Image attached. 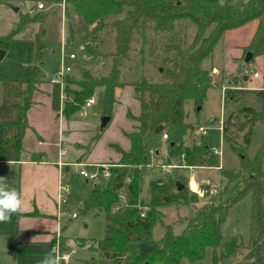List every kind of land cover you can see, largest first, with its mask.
<instances>
[{
	"label": "trees",
	"instance_id": "trees-1",
	"mask_svg": "<svg viewBox=\"0 0 264 264\" xmlns=\"http://www.w3.org/2000/svg\"><path fill=\"white\" fill-rule=\"evenodd\" d=\"M234 1L225 0L222 7L219 0H54L56 4L64 3L65 16L71 22L70 40L78 34L74 29L75 17L91 27L96 38L95 45L99 43L102 31L110 29L115 34V50L109 54L112 64L107 76L97 77L88 71L80 73L79 80H74L75 89L69 88V76L66 77L65 115L80 111L96 90L103 88V114L112 117L117 104L116 89L127 85L121 81L123 61L132 62L136 56L140 57L141 63L148 61L157 66L162 75V80L158 82L143 78L131 84L141 111L138 117L128 112V117L138 124L136 131L127 135L131 142L130 150L126 152L117 148L121 154L120 167L110 168V178L94 185L92 197L83 203V213L91 209L98 213H110L122 204L120 195L126 187L133 198H139L141 167L150 155L147 134L163 136L164 132L167 133L169 161L180 162L184 155L188 166H219L220 159L210 146L187 143L186 138L194 131V126L185 121V105L192 101L196 110L202 109L212 86L210 72L203 69L202 63L212 55L224 33L257 20L258 29L246 53L251 52L253 58L264 55V0H248L246 4H235ZM47 20L45 12L34 17L22 14L13 30L0 36V49L9 51L30 24H39L32 41L31 73L24 80L29 87L20 92L23 129L37 91L31 85L36 82V77L42 81L44 76L40 62L47 50ZM189 21L196 26V33L192 43L187 45ZM137 44H140L139 48L135 46ZM92 45L86 43L84 52L94 58ZM247 93L244 90H227L226 102ZM259 95L263 100L262 92L259 91ZM240 117L245 120L239 124L240 129L248 127L242 137V146L237 144L234 134L228 135L229 128L234 127L232 121ZM258 122H264V108L245 107L231 113L224 121L223 140L240 158L242 172L246 174L242 187L230 200L222 199L223 192L214 194L215 200L196 208V215L179 235L168 229L159 241H155L154 224L161 214L158 209L170 201L172 189L177 190L175 198L185 204L189 191L186 179L180 182L185 186L181 191L172 179L166 186L155 184L152 186L148 219L141 218L135 208L127 213L125 231L114 229L109 238L77 241L81 247L90 245L98 253V258L85 264H181L183 260L194 263L204 261L209 249L212 250V257L208 264H224L225 260L239 256L245 264H264V141L254 158L251 159L247 153ZM221 173L230 182L238 177L223 169ZM249 194L252 196V208L248 245L240 238L223 242V226L230 209ZM167 198L168 202L165 201ZM141 244L150 245L153 249L143 254L140 252ZM60 251H65L64 240L60 243Z\"/></svg>",
	"mask_w": 264,
	"mask_h": 264
},
{
	"label": "rangeland",
	"instance_id": "rangeland-1",
	"mask_svg": "<svg viewBox=\"0 0 264 264\" xmlns=\"http://www.w3.org/2000/svg\"><path fill=\"white\" fill-rule=\"evenodd\" d=\"M52 1V2H51ZM4 0L0 2V36L10 33L15 23L20 20L22 14H27L30 17H34L42 12L29 13L28 11L35 8L39 2H43L48 11L47 20V34L45 38V45L47 46L46 53L44 54L40 66L44 72L42 81L39 77L34 80L31 86L36 88V92L33 95V102L38 98H45V96L37 95L41 84L44 79H49L51 75L58 70L62 64L71 68V73L68 75L69 88L75 89L77 86L74 84V80H79V74L81 69H85L94 76H107L111 70V58L109 54L115 50V34L112 30L107 29L101 32V38L99 43L95 45L96 38L92 34V29L84 22L79 21L75 17V32L78 33L70 40V26L65 12L63 14V25L60 16L59 8L57 11L51 10L54 0ZM16 9H20L16 12ZM39 29V24H30L26 31L21 34L18 41L14 44V47L10 48L4 59L0 60V143L4 142V137L9 130L2 128L1 125L7 122H19L20 112L13 110L12 105L17 104L18 99L14 98V93L17 89L22 91L29 87L26 80L31 73L32 65V52H33V39L35 33ZM187 45H190L194 39L196 33V26L192 22H187ZM24 35H26L24 37ZM93 44L94 46V58L89 57L84 52V45ZM158 43L157 45H159ZM137 48L140 44L135 45ZM75 55L74 59L70 56ZM209 60L207 59L203 63V68L207 66ZM122 77L121 81L124 83H133L143 78L149 81L158 82L162 80L161 72L158 71V67L151 65L150 63H141V58L136 56V59L132 62L123 61L121 66ZM33 81V80H32ZM66 83V82H65ZM43 88V87H42ZM41 92V91H40ZM95 103L92 108H83L77 112L78 116H83L84 113L89 114L87 119H92L94 114L98 115L96 124L101 130V113L104 111V97L103 88H98L94 94ZM72 99V96H71ZM49 105L47 104L46 114L49 116L50 110L58 111L61 103V92L59 85L52 86V93L49 99ZM234 101V102H233ZM233 101L227 100L222 95L221 88L219 86H211L209 88L208 96L204 101L202 109L196 110L194 103L189 101L185 105L186 118H190L194 125H204L208 129V136H204L205 140L211 139V144L214 147L223 145V155L220 159V164L224 171L229 172L230 175H237L233 181H228L227 177L223 176L218 170H212L218 167H200V166H188L185 162L176 163L185 164L188 167H197L201 169V173L207 174L208 177V194L209 189L213 188L217 190L216 193L223 192L222 199L230 200L236 191L242 187V180L246 177V174L242 172L240 158L234 153L229 144L221 139L222 134L219 131L220 123L218 120L224 115V121L227 120L229 115L233 112L237 113L245 107H251V96L247 94L237 95ZM121 115V114H120ZM117 116V120L122 121L121 116ZM133 115V114H132ZM125 118V116H124ZM129 118V117H128ZM133 120V119H132ZM245 120L240 119L232 121L234 127L229 128L228 135L236 136L237 144H243L242 137L247 132L248 127L240 129L239 124L244 123ZM11 130V129H10ZM22 131V130H21ZM13 132V130H12ZM165 133V132H164ZM192 141H188L190 144L196 146H204L199 144V139L193 133L191 135ZM154 135L147 134L146 143L151 149H157L161 153H165V149L157 144H154ZM163 141V136L156 140V143ZM264 141V123L259 122L252 135L251 144L248 148V156L252 159L258 153L262 143ZM167 142V141H166ZM198 142V143H197ZM13 144V143H12ZM10 150L5 149V146L0 145V177H6L9 182V187L16 189L23 200V211H27L33 206L31 195L28 194L27 185L21 188L18 180L12 182L9 178L7 171H2L5 168H9L5 165L6 161L11 157H16V144ZM211 147V146H210ZM212 149V147H211ZM14 152V153H12ZM151 152L149 158L155 157L158 161L163 156L158 153ZM148 158L144 160L143 165L148 164ZM112 167H120L119 162L115 164H108ZM110 167V168H112ZM87 172H93L96 168H84ZM185 169V168H184ZM207 169V170H202ZM210 169L211 171H208ZM77 168L69 170L68 174H65L64 182L70 187V194L67 196L66 203L63 204L61 212L62 218L59 220L55 218L57 224L60 222V229L58 233L55 232L52 238L53 243L48 245L40 244H22L20 241L27 235L21 233L23 228L27 229L29 225L38 226L39 222H20L19 213L13 214L11 220L8 222L0 223V264H39L40 260L48 253L56 255L57 243H61L64 240V254L71 253V259L68 263L60 262V264H84L86 261H90L93 258H98V253L90 248V245L81 247L77 241L83 240H100L109 238L112 235L114 229L125 231L126 230V216L127 213L135 208L138 210L145 206L150 209V203L152 199V186L158 184L165 174L162 172H152L146 168L141 167V189L139 198H133L129 191L125 188L122 192L124 199L122 204L111 211L110 213L100 212L91 209L87 213H83V203L92 197L93 187L95 184L105 182L106 179L100 178L98 181H86L79 175ZM178 170L173 171L171 174L175 175V183L183 182L184 178L178 175ZM232 173V174H231ZM167 175V174H166ZM170 180V179H169ZM169 180L164 179L162 185H168ZM129 182V179L127 183ZM185 184V183H184ZM21 190V191H20ZM177 190L172 189L171 198L165 199L168 202L166 205L160 207V215L155 221L153 229V237L155 241H159L162 236L170 229L175 235H179L188 221L196 215V208L202 204L211 200L212 196L207 195L205 198H200L197 195L188 191L187 203L183 204L175 197ZM179 191V190H178ZM30 198V199H29ZM215 200V198H213ZM252 208V196L246 195L241 201L233 206L228 214L226 223L223 226V238L222 241L226 242L232 238H240L245 245H248L249 238V226L251 219ZM75 212L79 215L77 219H72L71 214ZM150 211L147 213L145 219L150 217ZM51 218V217H49ZM56 224V226H58ZM35 228V227H33ZM51 240V241H52ZM67 244V247H66ZM153 247L147 244L140 245V252L143 254L148 253ZM212 250L207 251V256L204 261L191 263L187 260H183L181 264H208L211 261ZM162 264V263H158ZM224 264H245L242 256L236 258H230L225 260Z\"/></svg>",
	"mask_w": 264,
	"mask_h": 264
},
{
	"label": "crops",
	"instance_id": "crops-1",
	"mask_svg": "<svg viewBox=\"0 0 264 264\" xmlns=\"http://www.w3.org/2000/svg\"><path fill=\"white\" fill-rule=\"evenodd\" d=\"M1 1L4 0H0V2ZM247 2L248 0L234 1L235 4H246ZM38 4L44 3L39 2ZM36 7L33 9H36ZM58 8L63 25L64 3H53V6H51V10L53 11H57L56 9ZM17 10L16 12L20 11V9ZM46 10L45 6V9L40 12L47 13L48 11ZM69 24H71V22H69ZM258 25L259 22L255 20L239 29L224 33L217 43L212 55L203 61L204 63L207 59L209 60L207 66L203 69L210 72L212 86H219L221 92L223 87L238 85L239 80L235 81V79L242 77V79H244V91L248 92L247 96H251V108L256 110L264 108V98L262 100L258 91V89L264 88V55L255 56L251 63H245V57L247 55V49L257 32ZM25 36L26 35H24V37ZM7 52L8 51H6V54ZM250 69L258 72L259 77L257 79H252V77L250 79V77H247L246 72ZM50 79L51 77L49 79L45 78L41 84L37 95L45 96V98L37 97L35 103H33L28 112L27 123L24 129L22 127L21 114H19V122H7L1 125L2 128L9 130V132L6 133L3 139L4 142H1L0 145L10 150L13 148L11 145L15 143L17 152L16 157H11L6 161L5 165H8L9 168H5L2 171H7L12 182L18 180L21 188L27 185V187H29L28 194L31 195L30 197L34 203L30 209L18 214L19 220L20 222H31L34 220L40 223L38 226L29 225L27 229L23 228L21 233L27 236L21 239L20 242L22 244H50L54 233L58 232V229H60L59 226H56L57 222L55 220V218L58 217L57 197L59 182L61 180L63 182L64 180L66 181V179L63 178L72 168L79 169L75 164H85V167L93 169L96 168V165H108L119 162L121 154L117 148L126 152L130 150L131 142L127 135L136 131L138 125L135 120L128 118V112L138 117L141 111L140 102L136 97L135 88L131 85L132 83H128L123 88H117V104L111 121L106 127V130L99 132V127L96 124V119L98 118L97 114H94L91 120L87 119L89 114L87 115L86 113H84L83 116H78L77 112L71 115H65L63 108L65 94L63 89L59 86L61 92L59 110H50L48 116L46 114L47 104L49 105L50 102L49 99L52 93V86L55 85L50 82ZM18 90L19 89L14 93V98L18 99V103L13 104L12 108L20 112L21 91ZM222 95L224 96L223 92ZM230 100L233 101L232 99ZM90 108H92V106ZM118 115H120L122 119L120 122L117 120ZM103 116L104 114L101 113L100 117ZM185 121L194 126V131L191 135L193 133L196 135V138L200 141L199 144L211 146L213 150L219 148L223 150L222 143L219 147H214L211 144V139H204V136H208V134L201 135L198 132L199 127L206 126H196L190 118H186ZM219 121L220 119L218 122ZM208 129L209 128H207V133ZM219 131L222 134L221 139H223L221 126L219 127ZM191 135L187 136V141H192ZM160 137L161 136L154 137V144L163 147L165 153L163 154L157 149L154 150L150 148V150L157 155L160 153V155L163 156L162 159H159L160 161L171 162L169 161L167 142L163 140L161 143L160 141L156 143V140L160 139ZM151 158L148 157V160L150 161ZM221 166L220 164L219 168L212 170H218L220 172V169L222 170ZM142 168L148 169L146 165H142ZM200 171L201 169L197 167H188L178 170V175H181L187 180L189 192L200 197L196 191L203 190L204 196L200 198L211 195L212 198L208 202H212L214 201L213 195L216 194L217 190H215L214 187L210 188L208 194L206 189L209 185L207 174L201 173ZM208 171L211 170L208 169ZM175 175L176 174H165L164 176L166 177L158 184L162 185L164 179L175 180ZM193 184L196 186V189L193 188ZM74 213L75 212L72 214Z\"/></svg>",
	"mask_w": 264,
	"mask_h": 264
},
{
	"label": "built area",
	"instance_id": "built-area-1",
	"mask_svg": "<svg viewBox=\"0 0 264 264\" xmlns=\"http://www.w3.org/2000/svg\"><path fill=\"white\" fill-rule=\"evenodd\" d=\"M45 9L44 4H38L36 9L30 10L29 13H34V12H40L42 10ZM64 24V23H63ZM71 59L75 58V55H71L70 56ZM71 73V68L65 66L64 64L61 65V67L56 70V72L51 76L50 82L52 84L55 85H59L61 87V89H63L64 92V87H65V80L66 77ZM247 77H252V79H257L259 77L258 72H255L254 70H248L246 72ZM243 83H244V79H242V77L240 78L238 85L236 86H229V87H223L222 88V92L224 94L225 97V93L227 90H244L245 88L243 87ZM258 91L262 92L263 94V98H264V88H260L258 89ZM95 103V99L94 97H91L87 100L84 108H90L93 104ZM220 126H221V130L223 132V125H224V115L222 114L221 118H220ZM198 132L201 135H206L207 134V128L206 127H199L198 128ZM163 140L167 141L168 140V135L167 133L163 134ZM213 152L219 157V159L222 158L223 155V150L222 148L219 149H214ZM177 161H171V162H162V161H158L157 159H155L154 157L151 158V160L149 161V163L146 165V167L151 170L152 172H162L163 174H171L173 171H176L177 169H184V168H188L187 165L185 164H179L176 163ZM180 162H184V155H182L181 157V161ZM76 167H78L79 170V175L81 177H83L87 182L88 181H98L100 178L106 179L108 180L110 178V167H112L111 165H96V170L93 172H87L84 167L85 164H75ZM196 193L200 196L203 197L204 196V191L203 190H198L196 191ZM70 194V187L64 183L62 180L59 182V186H58V197H57V208H58V219L60 220L62 218V206L63 204L66 203V199L67 196ZM120 199L123 200L124 196L123 194L120 195ZM150 211L148 206H145L143 208L139 209L140 212V217L145 219V217L147 216V213ZM78 214L74 213L72 214V218H77ZM60 222H58V226L60 227ZM58 233V232H57ZM60 233V232H59ZM58 233V235H59ZM56 254L57 256L60 257V262H65L68 263L71 259V253L69 254H64L61 253L60 251V243H57L56 246Z\"/></svg>",
	"mask_w": 264,
	"mask_h": 264
},
{
	"label": "clouds",
	"instance_id": "clouds-1",
	"mask_svg": "<svg viewBox=\"0 0 264 264\" xmlns=\"http://www.w3.org/2000/svg\"><path fill=\"white\" fill-rule=\"evenodd\" d=\"M220 6L225 5V0H219ZM10 163V162H9ZM23 211V200L20 193L9 187L6 177H0V223L11 220L13 214ZM39 264H60V257L52 253L46 254Z\"/></svg>",
	"mask_w": 264,
	"mask_h": 264
},
{
	"label": "water",
	"instance_id": "water-1",
	"mask_svg": "<svg viewBox=\"0 0 264 264\" xmlns=\"http://www.w3.org/2000/svg\"><path fill=\"white\" fill-rule=\"evenodd\" d=\"M15 11H18V10L16 9ZM5 56H6V51L0 49V60H2ZM252 58H253V54L251 52H248L246 57H245V63H249ZM84 71H85L84 69H81L80 73L82 74V73H84ZM245 80H246V78H245ZM110 121H111V116L104 115L102 117V120H101V130H104L108 126ZM177 186H178L179 191H181L185 188V186L179 182H177Z\"/></svg>",
	"mask_w": 264,
	"mask_h": 264
},
{
	"label": "bare ground",
	"instance_id": "bare-ground-1",
	"mask_svg": "<svg viewBox=\"0 0 264 264\" xmlns=\"http://www.w3.org/2000/svg\"><path fill=\"white\" fill-rule=\"evenodd\" d=\"M193 188L196 189V186L193 184Z\"/></svg>",
	"mask_w": 264,
	"mask_h": 264
}]
</instances>
